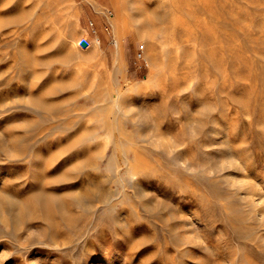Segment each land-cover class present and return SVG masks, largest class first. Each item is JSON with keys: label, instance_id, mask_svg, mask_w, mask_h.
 <instances>
[{"label": "rangeland", "instance_id": "rangeland-1", "mask_svg": "<svg viewBox=\"0 0 264 264\" xmlns=\"http://www.w3.org/2000/svg\"><path fill=\"white\" fill-rule=\"evenodd\" d=\"M0 264H264V0H0Z\"/></svg>", "mask_w": 264, "mask_h": 264}, {"label": "bare ground", "instance_id": "bare-ground-1", "mask_svg": "<svg viewBox=\"0 0 264 264\" xmlns=\"http://www.w3.org/2000/svg\"><path fill=\"white\" fill-rule=\"evenodd\" d=\"M17 29V28H16ZM27 30V29H26ZM12 32V31H11ZM16 33V31L14 32V34ZM109 198V197H108ZM44 202V201H43ZM49 203V202H48ZM38 205V204H37ZM40 206V205H39ZM43 214L45 215V219H51L54 216V209H52L51 205L48 204H44L43 207Z\"/></svg>", "mask_w": 264, "mask_h": 264}, {"label": "water", "instance_id": "water-1", "mask_svg": "<svg viewBox=\"0 0 264 264\" xmlns=\"http://www.w3.org/2000/svg\"><path fill=\"white\" fill-rule=\"evenodd\" d=\"M80 44H81L82 46H86V45H87V42H86L85 40H82V41L80 42Z\"/></svg>", "mask_w": 264, "mask_h": 264}, {"label": "built area", "instance_id": "built-area-1", "mask_svg": "<svg viewBox=\"0 0 264 264\" xmlns=\"http://www.w3.org/2000/svg\"><path fill=\"white\" fill-rule=\"evenodd\" d=\"M143 46L140 47V49H142ZM138 55H141V53L139 52Z\"/></svg>", "mask_w": 264, "mask_h": 264}]
</instances>
